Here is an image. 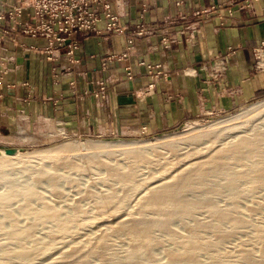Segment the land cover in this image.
<instances>
[{
    "label": "rangeland",
    "instance_id": "374dc122",
    "mask_svg": "<svg viewBox=\"0 0 264 264\" xmlns=\"http://www.w3.org/2000/svg\"><path fill=\"white\" fill-rule=\"evenodd\" d=\"M108 1L0 0L1 39L17 46L21 42L16 36L31 38L33 43L20 44L25 54L39 56L49 65L42 67L41 86L30 87L24 82L20 88L6 80L10 71L6 67V56L1 54L6 51L0 53V193L9 186L32 187L41 198V201H28L34 210L41 208L44 202L55 209L59 218L69 217L78 207L84 212L69 224L67 234L55 238L53 250L29 261H20L14 253L3 252V246L14 250L16 245L8 237L10 222L0 216L3 227L0 228V264H56L70 246H89L98 239L105 240L103 251L109 259L92 254L84 264H126L129 236L112 228L145 212L142 202L147 193L195 167L196 163L209 161L213 154L239 137L264 129V105L256 108L264 104V96L236 104L227 103L221 96L205 98L192 112L186 111L175 118L167 117L165 111H155L152 105L155 100L149 98L157 88L164 89V82L172 74L168 66L143 58L136 60L135 66L130 63L107 66L136 59L133 52L136 41L151 33L142 24L133 26L122 51L101 58L102 66L93 77L90 73L74 75L75 65L80 62L79 49L85 39L119 34L127 27L122 22L126 15L123 4L127 0H121L122 7L114 6L111 11L105 6ZM251 1L257 0H235L233 4L242 2L247 6ZM219 8L213 5L197 14L215 12ZM145 10L142 3L141 12ZM160 42L167 48L169 39L164 37ZM263 44L262 41L253 49L261 65L264 62L256 57V51ZM180 72L188 70L181 68ZM162 104L166 110V102ZM79 106L86 107L81 118L76 114ZM72 142V148L64 147ZM135 150L142 151L147 160L138 162L131 158L129 152ZM92 154L107 161L118 173L132 171L136 187L128 189L120 183L118 175H110L98 165H89L85 170L59 165V160L68 158L78 163L83 160L79 156ZM250 163L232 161L229 169H251ZM39 171H54L60 176L52 181L41 173L39 176ZM219 176L209 175L201 182L205 187L215 188L210 193L201 189L187 191L180 200L200 203L211 198L217 208L241 215L245 225L237 227L239 229L227 223L220 225L218 234L230 228L232 232L212 249L216 255H228L229 264H241L243 248L247 247L255 255L259 253V244L253 235L257 225L264 227V186L246 192L248 182L240 181L236 186L243 192L235 199L231 187L224 183L228 176ZM6 178L9 183L3 181ZM102 194L112 195L117 200L121 195L124 197L118 200V206L98 213L96 201ZM21 204L22 197L18 196L8 202L7 209L16 216L18 225H30L33 237L22 240L26 246L38 245L58 235L55 223H37L21 212ZM213 210L200 207L193 217L172 218L170 225L183 232L195 219L210 222ZM145 216L152 218L154 214L147 210ZM158 231L153 234L157 244L149 257H143L142 264L164 262V250L176 248L166 234ZM217 233L200 231L199 236L211 241ZM205 258L208 257L199 255L200 260Z\"/></svg>",
    "mask_w": 264,
    "mask_h": 264
},
{
    "label": "crops",
    "instance_id": "0c3cea01",
    "mask_svg": "<svg viewBox=\"0 0 264 264\" xmlns=\"http://www.w3.org/2000/svg\"><path fill=\"white\" fill-rule=\"evenodd\" d=\"M234 2L127 0L123 4L126 15L122 19L126 29L119 34L85 39L79 49L80 62L75 65L74 75L90 73L93 77L102 66L101 58L122 51L133 26L142 24L151 33L136 41L133 51L136 59L107 66L126 63L135 66L139 58L168 66L172 74L164 82V89L157 88L149 98L155 100L152 105L158 113L165 111L167 117L175 118L186 111L192 112L205 98L221 96L227 103L236 104L264 96V63L257 62L253 54L257 44L264 42V0L251 1L247 6ZM142 3L146 8L143 13ZM213 5L220 8L197 14ZM164 37L169 39L167 48L160 42ZM16 38L23 45L33 43L28 37L18 35ZM20 44L12 46L0 37V53L6 51L1 54L6 56V67L10 71L6 80L20 88L24 82L30 87L41 86L42 67L49 65L39 56L26 55ZM181 68L188 72L181 73ZM159 101L166 102V110L162 102L157 103ZM76 111L81 118L86 107L79 106Z\"/></svg>",
    "mask_w": 264,
    "mask_h": 264
},
{
    "label": "bare ground",
    "instance_id": "6f19581e",
    "mask_svg": "<svg viewBox=\"0 0 264 264\" xmlns=\"http://www.w3.org/2000/svg\"><path fill=\"white\" fill-rule=\"evenodd\" d=\"M263 105L264 104H261L256 108ZM73 144V142L66 143L64 147L72 148L74 146ZM129 155L138 162L147 160V156L139 150L131 151L129 152ZM212 156L213 157L209 159V161H201L202 163L200 162L198 165L196 163L194 165L195 167H190L191 169L188 168L189 170L187 169L183 174L180 173L181 175H177L176 178L170 180V182H166L161 186L153 188L147 193L145 199L143 198L142 207L145 209V212L143 211L137 218L133 217L127 219L125 220V223L123 222V224L112 228V231H119L129 236V249L124 260L126 264H142L143 257L150 256L152 248L157 244V240L153 235L157 230L162 231L163 235L166 234L167 237L176 244V248L174 247L175 249L164 250V256L166 259L164 262L158 264H229V262H231L228 259V255L225 253L216 255L212 252V249L216 244L218 246L219 242L232 232V229L230 228L229 231L218 234L217 231L219 230L220 225L227 223L234 228L240 227L244 223L241 215L237 211H227L217 208L215 202L211 200L210 196V199L200 203L187 202L184 200L181 201L180 198L184 192H193L198 189L210 193V191L215 188H210L211 186L205 187L201 183L203 179L209 175L228 176L224 183L231 187L233 190L232 198L235 199L239 196L240 192H243V190L236 186L240 181L248 182L249 186L246 188V192H251L258 186H264V129L255 130L250 136L239 137L232 144L221 149ZM79 158L83 160L78 163H73L72 161H69L68 158L59 160V165L61 168L77 170H85L89 165H98L104 167L110 175H118L120 183L128 189L136 187L133 178L134 173L132 171L127 170L123 173H118V171L107 161H102L96 156V154L79 156ZM243 160L251 162L250 164L253 167H251V169H242L240 171H232L229 169L230 162H242ZM8 162L9 160L7 163L5 162V164H8ZM40 173L42 176H48L52 181L60 176L58 173H54V171L49 173H42L39 171L38 175ZM3 181L9 183L10 180H7L6 178ZM18 196L22 197V204L20 206L22 213L30 216V219H35L37 223H55L58 235L48 241L45 240L40 242L38 245L26 246V243L22 242V240L27 238L32 239L33 237L30 225H18L16 216L7 209L8 202ZM122 197H124V195H121L118 198L121 199ZM31 199L41 201L39 194L32 187L9 186L7 191L0 193V216L10 222L8 237L13 241L12 243L16 245L14 250H10L9 248V250H6L7 248L3 246L2 248H5L3 252L9 253V255L14 253L20 261H29L36 256L48 254L53 248H55V238L57 237L59 239V236L67 234L70 229L69 224L74 222L79 215L84 213L83 210H80L78 207L79 209L74 208V212L69 217L66 216L64 218H59L56 216L55 209L44 202H42L41 208L37 210L30 208L32 205H29L28 201ZM118 200L114 196L108 194L98 196V201H96L98 213H102L108 208L118 206ZM203 206L214 209L210 222L195 219L192 226L183 227V232L170 225V220L172 218H191L194 216L195 212H197L196 210ZM147 210L153 212L154 216L152 218H146L145 213ZM1 226L0 228H3ZM255 228L254 235L253 233L252 235L256 243L259 244V253L255 255L247 247L243 248L241 250L243 263L241 264H262L264 259V227L257 225ZM200 231H210L217 233L218 235L211 241L207 238V241L204 240L203 237H200L201 234L199 236ZM104 241V239H98L89 246H70L61 256H59L58 263L56 264H84L86 258L92 254L101 257L103 260H107L109 257L103 251L106 245ZM199 255H204L208 258H205L202 261L199 259Z\"/></svg>",
    "mask_w": 264,
    "mask_h": 264
},
{
    "label": "built area",
    "instance_id": "2783aa9c",
    "mask_svg": "<svg viewBox=\"0 0 264 264\" xmlns=\"http://www.w3.org/2000/svg\"><path fill=\"white\" fill-rule=\"evenodd\" d=\"M121 5H122L121 0H115V2L112 1V0H109L105 4V6L107 7V9L109 11H111V9H115L114 6L115 7H121ZM56 17H58V16H56ZM56 21H57V23H59L60 22V18L59 19H56ZM263 48H264V44L262 46L258 47V49L256 51V57L259 58L262 62H264V52H263Z\"/></svg>",
    "mask_w": 264,
    "mask_h": 264
}]
</instances>
